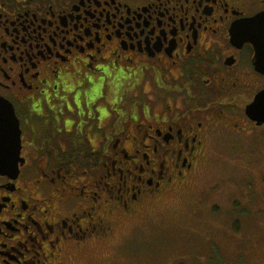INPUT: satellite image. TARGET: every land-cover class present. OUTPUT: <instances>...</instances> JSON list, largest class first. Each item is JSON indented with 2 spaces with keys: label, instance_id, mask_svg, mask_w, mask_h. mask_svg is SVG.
Listing matches in <instances>:
<instances>
[{
  "label": "flooded vegetation",
  "instance_id": "obj_1",
  "mask_svg": "<svg viewBox=\"0 0 264 264\" xmlns=\"http://www.w3.org/2000/svg\"><path fill=\"white\" fill-rule=\"evenodd\" d=\"M0 99V264H100L212 158L264 193V0H0Z\"/></svg>",
  "mask_w": 264,
  "mask_h": 264
},
{
  "label": "rangeland",
  "instance_id": "obj_2",
  "mask_svg": "<svg viewBox=\"0 0 264 264\" xmlns=\"http://www.w3.org/2000/svg\"><path fill=\"white\" fill-rule=\"evenodd\" d=\"M240 177L212 158L184 192L125 222L100 264H264V193Z\"/></svg>",
  "mask_w": 264,
  "mask_h": 264
},
{
  "label": "water",
  "instance_id": "obj_3",
  "mask_svg": "<svg viewBox=\"0 0 264 264\" xmlns=\"http://www.w3.org/2000/svg\"><path fill=\"white\" fill-rule=\"evenodd\" d=\"M0 174L15 177L18 172L20 132L11 105L0 99Z\"/></svg>",
  "mask_w": 264,
  "mask_h": 264
}]
</instances>
